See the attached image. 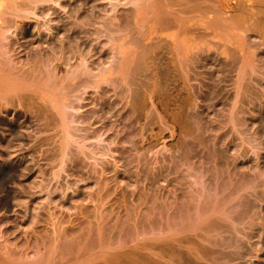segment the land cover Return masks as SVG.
I'll use <instances>...</instances> for the list:
<instances>
[{"label": "bare ground", "instance_id": "1", "mask_svg": "<svg viewBox=\"0 0 264 264\" xmlns=\"http://www.w3.org/2000/svg\"><path fill=\"white\" fill-rule=\"evenodd\" d=\"M46 1H48L47 5L44 4L46 7L49 6V2L52 3V5L58 3H55V0H0V124L6 126L8 132V135L4 138L2 137L3 139L0 140V193H3L0 199V206L5 209L10 208L11 204L21 207L24 206L22 214L16 213L17 219H24V217H27V223L31 224V226L33 225V227H31L32 229H38V224L47 222V224H50L48 226H51L53 231L52 234H49L47 231L43 233L45 240H43L41 246L36 244L37 254L34 259H23L25 258L23 256L24 254L28 255V253L31 252V249H29L30 246H26L25 249L21 250V253H17L18 255L16 253H11L2 260L0 259V264H124L127 262H129L127 264H162L158 259L164 256L169 259H177L176 264H207L203 261L210 259L208 264H241L244 262V258L246 260V256L248 257L249 255V251H247L248 248L246 249V247L249 246L245 247L246 242L244 244V241L242 242L241 239V241L239 239H233L231 233H229V235L233 240L226 239L227 241H225V239H223L222 241L218 236L221 235V233H219L217 236L220 239L217 236L215 237L209 234L207 236L208 240L206 238L207 241L205 240L204 242V237L206 236L204 232L206 233L209 229H214L216 232L210 231L217 234V230L223 229L224 223L227 222L225 221L223 223L222 221L224 220L221 221L219 219V221L216 219L219 213L216 214V217L212 212H216L217 210L212 211L211 209L210 215L207 213L210 207L214 208L215 206L214 203L213 206L211 205L214 196L211 198L212 201H209L211 205L209 208L208 204L203 200L206 206L202 203L204 207H199L200 210L202 207V211H197L196 220H193L194 222L190 221L192 219H189V223L186 224L185 222V225L183 223L181 227L177 226L179 228L173 227L172 230L168 228V230H170L167 231V234H160V231L156 232V234L152 231L153 233L151 232L152 235L149 237L144 239L140 238V240L136 241L132 246L128 245L129 247H127L126 243H122V241H120L121 243L117 241V246H115L114 243L122 232L126 236H129L130 232H137V238L139 239L136 228H134V230L129 226L130 210H126L124 218L120 215L121 213H118L115 220L113 219L114 222L111 224L112 226H110L109 223V225H106L105 222L103 223V218H101L102 215L100 213L106 209L100 210V207L104 204L103 200H106L110 196L107 191L109 190L108 187L105 189L101 187L100 184L96 187V192H87L88 202H94L92 209H90L87 204L83 203L82 199L84 197L82 198V196H80L81 191L77 188V183L91 178L92 175L97 178V171H95L97 167L91 169V172L94 170L93 173L95 175L92 174L90 176L87 173V175L84 176L83 173L80 172L78 178L75 179L76 182H71L65 187H58L56 185L55 187H49V185L52 181L53 183L58 182V178H60L59 172L60 170H64V168H61V166H64V163L67 164V162H69L70 166L75 167L79 156L82 155L85 159L92 158L91 156L93 153L91 152H94V149L92 150L93 147H89L91 144H88L89 146L85 148V151L84 146L80 142L78 145L76 144L77 140H74V132L72 133L71 129L73 127V122L75 123V118L77 120L79 119L78 121L82 122V124L84 122H86L85 124H90V117L93 113L91 109L92 113L87 111L86 113H81L79 115L80 117L75 115L77 114L75 113L76 111L78 112L79 109H83V104L80 102L84 97H82L81 93H86L87 89L89 90L90 88L95 91V94H100H98L101 102L99 109H105V97L107 96L106 94L110 93H107L108 86L106 87V85H113L110 89L113 88V92L116 96L119 95V99H129L128 101L131 105L130 108L133 110L132 112H135V114L137 113V121L142 118V115H140L141 112L145 109H149V106H151L149 101L154 100L161 109H176V117H174L175 120H177L176 122H178V124L181 122L182 126L186 128V124L188 125L190 118L188 116V110L199 109L196 107L197 102L200 103L205 99L210 100L212 103L208 102L209 104H202V106L205 105L206 109H209L210 104L214 106L216 100L219 102L221 101V103L225 105V101L230 97V88H227L229 85L228 82L230 81L229 73L235 70L237 65L236 88L234 90V100L232 105L230 104V109H244V107L241 106L246 105V109H256L257 116L264 119V66H259L258 64L261 61L264 63V0H209L210 2L208 0H126L125 2L115 0V3L117 2L116 5L129 4L130 6L127 15V12L122 14V16L119 15V22L113 16L115 21L119 23V26H117L118 24L116 25L117 30H115V24L112 25L110 22L113 21L112 19L108 21L106 20L108 17H102L100 21H102L101 27L103 28L95 30L96 32L94 33L96 35H93L95 38L92 39L93 37H90L92 36V32L87 33L86 31V29L91 27L90 19L84 16L82 22L77 25L75 24L77 21L75 22L74 20V23H69L67 22L68 20L66 21L67 23L64 21L65 26H63V28L65 32L71 31L70 34H67L66 38V33L63 34V32L60 31V23L58 21L55 25L51 26L49 25L51 20L47 21L48 19H44L47 23L45 21L42 22L46 25L42 26L41 23L40 27H43V29L45 28L44 32L46 30V33L44 35L41 34L38 27L37 37H29L30 39L24 41V44L20 43L18 40L19 36L23 38L30 34L25 27L26 21L31 18V15L38 19L36 15L39 11V3L41 4ZM116 5H112V9H114ZM41 8L44 9L43 7ZM42 9L40 10L42 11ZM48 12L49 11H47V14H49ZM46 15L42 14L41 17ZM32 19L34 18L28 21ZM131 19L132 22L134 21V26L137 27L138 35L132 39L126 40V37L129 35L128 29H132V26H130ZM51 23H53V21ZM198 26L204 30H210L211 38H214V40L216 38L219 41H223L220 46L217 45V49H220V51H218L219 56L222 54L223 57L221 56V76H217L218 78L213 77L214 79L210 80L205 75L211 82L207 80V83H200L201 85H199L198 92H194L193 89L191 90V86L187 84L188 80H186L184 72L182 73V69L183 67L188 68L190 66V70H198L201 67H207L205 66L207 55L204 56L203 52L205 53L210 48L213 49V46L208 44L206 39L203 40L205 37L200 36L201 39H194L195 37L193 36L192 30ZM76 27L80 28L79 35H75L74 29ZM33 28L35 29V27ZM113 28L115 31H113ZM119 32L120 34L122 33V36H119ZM252 34H255L256 38V35H258L259 40L260 37L263 39L260 40V42H258L259 40H252V37H254ZM59 35L60 38L58 37ZM155 36L158 38L153 40ZM65 39H67L68 48L66 47L67 44L65 43ZM73 41L79 45L82 44L83 50H86L84 53H78V55L74 54V56H76H73L75 59L72 61H75L76 64L70 62L69 60L71 59L68 57L69 51L70 53L73 51L72 54L74 53V48L72 49ZM96 43L98 46H96ZM204 43H206V45ZM114 44H116V47ZM58 45L60 46V49L58 48L60 53L57 55L56 48ZM112 45L115 48H111ZM201 45L204 47H201ZM108 49L110 50L108 51ZM65 50L69 51L66 52ZM22 51H25L28 56L27 61L24 59L26 62L21 60V58L19 59L18 55L16 56V54L22 53ZM193 51L198 52L195 53V57H192ZM97 52L99 54L98 57H101L102 60L100 61V66H95L96 70L94 71V62L91 57ZM104 56L110 58L107 60L108 64H105L106 61L104 60ZM212 58L216 59V57ZM68 63L69 65L66 66L65 64ZM263 63L262 65H264ZM63 65L68 67V69ZM113 75L114 77L116 76L115 80ZM256 86L262 88L261 90L263 92L260 88L259 90L255 89ZM78 90L81 91L79 94L80 97H77L78 94H76L79 92ZM223 98H225V100H223ZM211 99L213 100L211 101ZM83 103L86 104L88 101H84ZM73 109L74 111H72ZM10 112L13 113V120L10 119L8 121L6 117ZM235 115L236 113L234 116ZM230 118H232V116ZM153 121V119L148 120V124H152ZM231 121L234 123L235 120L231 119ZM185 128L183 129L185 135L187 133L190 134L191 131L186 132ZM48 131H50V133H48ZM85 131L83 137L80 133L81 139L79 141L83 140V144L87 143V141L89 142L91 136L95 134L92 130L89 131L85 129ZM260 131L264 134L263 128L260 129ZM128 139L127 137V140ZM73 142L75 144H73ZM52 143L55 144L51 146ZM74 146H76V149L73 148L75 151H72V147ZM136 148L135 146V149ZM147 149H149V147H147ZM22 150L36 152L38 162L39 160H52V167H54V165L56 166L57 162L58 165L60 164V167L58 166L57 169L52 168L49 174L50 176L45 178L46 169H42L41 166H38L41 168H38L36 176L34 175V177L30 179L29 177L31 174L29 177H26V174L28 175L32 169L29 166L31 157L27 158ZM87 150L89 152H87ZM19 151H22V153H18ZM18 154H20L19 157ZM56 160L58 161L55 162ZM66 160L68 161L66 162ZM134 160L135 159H128L127 161H122L121 166L123 168L125 167L124 170H126L129 168L128 165H131ZM13 161H16V163L19 162V164L15 166L12 163ZM54 162L56 164H54ZM138 162L141 165L144 164V166L146 164L144 163L145 161L141 163L139 160ZM104 173V169L101 168V175L104 176ZM138 173H141V175L146 174V176L149 174V172L147 174V172L141 169ZM16 179H19V184L18 186L14 185L18 187V190L10 191L8 185L9 183H14ZM73 184H76V188H73ZM70 188H73L72 191H70L71 194L66 196ZM64 189L67 191H64ZM58 191H61V195L58 199L52 200L51 196ZM41 193L46 195V197L41 196L39 198H34L35 194L39 195ZM131 193H133L134 196L137 194L136 192ZM145 198L143 199L146 201ZM124 199L125 198H123V201ZM140 201H142V199ZM140 201V204L144 202ZM67 202L70 203L69 206L71 205L76 209L74 211L76 217L70 218V214L68 213L67 216L63 215L62 212L64 210L68 212V209H70L66 204ZM52 203H54L53 208L56 209L59 207V209H61L62 212L60 215H57L56 212L52 210V207L49 206ZM139 203L137 202V205ZM217 203H219V200ZM135 205L136 204H134V207ZM216 207L217 206H215L214 209H216ZM206 208H208L207 211ZM111 209L110 211L112 212L113 210ZM141 212L140 210L138 222L141 223L142 230H145V221L142 220L144 216L141 217ZM181 212H183V210ZM98 213H100V215ZM211 215L214 216L213 218L216 217V220L213 219ZM78 216H81L83 220L79 221ZM223 217L225 216L223 215ZM149 219L150 220L147 219L148 221L146 220L150 224L149 228L150 226L154 228L156 226L154 219H151V217H149ZM250 222L249 224H251ZM260 222L258 223L260 224ZM263 222L264 219L261 225H263ZM42 225L44 226V224ZM232 226H234V223ZM232 226L230 228H233ZM247 226L249 227V225ZM259 227L262 228V226ZM130 229H133V231H130ZM233 230L236 231L235 228H233ZM248 230L250 231H246V233L248 237L252 239V233H254L253 230H255V227L251 224ZM38 231L40 230L38 229ZM197 233L198 235L200 233L202 234V237H199L198 241L203 238L204 243H202V240L201 242H196V240L193 239L197 236ZM262 233H264V231ZM262 233L261 235H263ZM192 234H196L195 237L192 238L193 240L191 239ZM234 234L237 233L235 232ZM135 235L131 238L134 239L136 237ZM222 235L224 236V234ZM209 236H212V238H209ZM250 239H244L248 241L246 245L251 241ZM184 243L189 244V246H185L188 251H183L181 249ZM262 243L264 245V242ZM113 244L114 246H112ZM41 248H44V250L42 249L41 251ZM258 255H256V258L254 256L257 261L253 264H264V252L262 255L260 254L261 256ZM155 257H158V259Z\"/></svg>", "mask_w": 264, "mask_h": 264}, {"label": "rangeland", "instance_id": "2", "mask_svg": "<svg viewBox=\"0 0 264 264\" xmlns=\"http://www.w3.org/2000/svg\"><path fill=\"white\" fill-rule=\"evenodd\" d=\"M113 1H114V3H113ZM121 1L125 2L126 0H121ZM210 1H212V0H210ZM47 2L48 1H46L44 3L42 2L41 4L39 3V5H40V7L38 6L39 7V11H38L39 15H38V13L36 15V16H38V19H36L37 17L31 15V18H34V19H32L31 21H28L31 19L30 18L26 21L25 27L30 32V34L27 37H23L24 39L19 36L18 40L20 41V43L24 44V41H27V39L37 37L38 36L37 32L39 29H40L39 32L44 35L46 33V30L44 32L45 28L43 29V27H40V26H41V23L47 19H48L47 21H50V20H51V22L53 21V23H51V22L49 23V25H51V26L55 25V23H57V21H58L60 23V24L58 23L60 25V31L63 32V34L66 33L65 37L67 38V34L68 33L70 34L71 31L65 32V30L63 28V26H65V22L67 20H68L67 22H69V23H74V21L75 22L77 21V23H75L77 25V24L82 22L84 16L87 17L88 19H90V26L92 28L90 27L91 29L90 28L86 29V31H87V33L92 32L91 33L92 36H90L92 38L93 35H96L94 33V32H96L95 30L103 28V27H101L102 21H100V20H102L101 19L102 17L103 18L108 17V18H106V20H108V21H110L112 19L113 21H110V22L112 25L115 24V28H116L115 30H117V26H119V23H118L119 22L118 19H120L119 17L122 16V14L126 13L128 10H130L129 4H125V5L118 4V5H116L117 2L115 3V0H111V1L110 0H71V1L70 0H55V3L58 2L57 4L52 5V3L49 2L50 3V4L48 3L49 6L46 7L45 5H47ZM112 5H116V7L114 9H112V7H113ZM59 6H61V7H59ZM41 7H43L44 9H42ZM61 8H64V9H61ZM40 9H42V11ZM47 11H49L48 12L49 14H47ZM45 12L47 15L45 14ZM42 14L46 15V16L41 17ZM66 14L68 15V17ZM127 14H128V12L126 13V15ZM104 15H105V17H104ZM39 16H40V18H39ZM69 16H70V18H69ZM113 16H114V18H116V20L118 22L115 21ZM47 21H45V22L47 23ZM43 25H46V24L42 23V26ZM130 26H132V29H128L129 35L126 37V40L127 39L129 40L130 38L132 39L138 35L137 27L134 26V21L132 22V19L130 21ZM33 27H35V29H37V30H35ZM38 27H39V29H38ZM76 28L74 29L75 35L76 34L79 35L80 28H77V29ZM196 28H193V30H192L193 36L195 37L194 39H196V40H198L197 38L201 39L200 36L205 37L203 40L206 39L208 44L213 46L214 50L212 48H210L211 50L209 49L205 53L203 52L204 56L207 55L206 64H205V66H207V67H201L198 70L197 69L190 70V67H191L190 66L188 68L183 67V69H182V73L184 72L185 78H186V80H188V83L187 82L186 83L191 86L190 88H191V90L193 89L194 92H196V91L198 92L199 87H200L199 85H201L202 83H207L208 81L214 79L213 77L218 78L219 75L221 76L222 57H223L222 54H220V56H219L218 51H220V49H217V45L220 46V44H222L223 41H219L216 38H215V40H214V38H211L210 30L209 31L204 30L200 26H198ZM199 28H200V30H199ZM115 30L113 28V31H115ZM87 33H85V34H87ZM121 34L119 32V36ZM60 35L58 36L59 38H60ZM252 35L255 37V34H252ZM256 36H257V38L252 37V40L255 39L256 41H258L259 40L258 35H256ZM94 38H95V36L92 39H94ZM157 38L155 36V38L153 40H155ZM262 39L263 38L260 37V40H262ZM260 40L258 42H260ZM101 42H103V41H101ZM65 43L67 44L66 47L68 48L67 39H65ZM206 43H204V44L206 45ZM71 44H72V42H71ZM77 44L78 43H75V41H73V44H72V46H73L72 49L74 48L73 54H72V52H73L72 50H71L72 51L71 53L69 50H65L66 52L69 51L68 53L70 55L72 54L71 56L68 54V57L71 59L69 61L72 63L74 62V64H76L75 61H72L75 59L74 57L76 55H78V53H82V52L84 53V51L86 52V50H83V47L81 46L82 44H80V45L79 44L77 45ZM96 46H98V44ZM114 46L116 47V44H114ZM202 46L203 45H201V47ZM115 47H113V45L111 46V48H115ZM58 48L60 49L59 45L56 48V52H57L56 54L57 55H58V53H60V50ZM19 49H21V48H19ZM57 49L59 50V52ZM109 50L110 49H108V51ZM195 51L192 52L194 55L191 53L192 57H195V55H196L195 53H198ZM207 52H208V54H207ZM65 54H67V53H65ZM74 54H76V55L74 56ZM17 55L19 56V59L21 58V60L25 59L27 61L28 56H27L25 51H22V53H20V54L19 53L16 54V56ZM208 55H209V57H208ZM65 56H67V55H65ZM98 56H99V54L97 52L96 54H94L91 57L93 59V62H94V67H93L94 71L96 70L95 66L96 65L100 66V61L102 60V58L98 57ZM212 57H216V59L218 57L217 61H216V59H214ZM219 58H220V61H219ZM109 59H110L109 57H105L104 60L106 62L105 61H103V62H105V64H108L107 60H109ZM25 60H24V62H26ZM76 62H77V60H76ZM261 62L258 63L259 66H264V65H262L263 62L262 63ZM69 63L65 64V65L66 66L69 65ZM65 65H63V66L66 67ZM66 68L68 69V67H66ZM214 68H216V69H214ZM188 69H189V72H188ZM219 70H220V72H219ZM198 71H200V72H198ZM236 71H237V65H236L235 70H233L232 72L229 73L230 74V76H229L230 81L228 82L229 85L227 88L228 89L230 88L229 89L230 97L228 100L225 101V105L222 104L221 101L220 102L217 100L215 101V99H214V101L216 102L214 104V106H212L210 104L209 109H206L205 105L202 106V104L203 103L206 104L208 102L212 103V102H210V100L205 99L204 101L202 100L200 103L197 102L196 107H198L199 109H189L188 110V114H189L188 116L190 117V118L188 117L189 118L188 125L189 124L190 125L188 127V125L186 124V128L188 127L187 129L182 126L181 122L179 124H178V122H176L177 120H175V118H174V117H176L175 116L176 109H161V107L159 105H157V103L154 100L149 101L150 105L152 107L149 106V109H145L143 112H141L140 115H142V118L139 121H137L136 120L137 113L135 114V112H132L133 110L130 108L131 105L128 101L129 99H122V100L119 99V95L117 94L118 96H116V94L112 90L113 88L110 89L111 86L113 87V85H106V87L108 86L107 93L108 92H110V93L106 94L107 96L105 97V101H106V103H105L106 106L104 105L105 109H99V106L101 105V102L99 100L100 94L99 93L95 94V91L92 90L91 88L89 90L87 89L86 93H84V94L81 93V94H82V97H84V99H82V101L83 100L85 102L88 101V103L84 104L83 103L84 101L83 102L81 101L80 103H82L84 106V107L82 106L83 109H79L78 112L76 111L75 113H77V114H75L74 112L73 113L75 115L79 116L81 113L83 114V112L84 113H86L87 111L91 112V110H92L93 113L91 112L92 116L90 117V124H85L86 122H84L82 124V122L78 121L79 119L77 120L75 118L77 116H75L74 117L75 123L73 122V125H72V123H71V125L74 128L78 127L79 129L75 128L76 129L75 130L73 127L71 129H72V133L74 132L73 133L74 134L73 135L74 140H77V142L75 141L76 144L78 145L80 142L84 146L85 151H86L85 148H88L87 146H89L91 144L89 147L90 148L93 147L92 150L94 149L95 153L93 151L91 152V153H93V155L91 154L92 158H90V159L89 158L85 159L82 155L79 156L78 157L79 160L77 159V164L75 167L70 166L69 165L70 163L67 162L68 160H66L67 164L64 163L63 164L64 166L63 167L61 166V168L62 169L64 168V170H60V172H59L60 178H58V182L53 183V181H52L50 183L49 187L50 186L55 187V185L58 187H61V186L65 187V186H67V184H69L71 182H74V181L76 182L75 179L78 178V175L80 174V172L83 173L84 176H86L87 173L91 176L92 174H94L93 173L94 170H92V172H91V169H93V167H94V169L97 167L95 169V171H97V178H95L96 176L94 177L92 175L93 177L91 176V178L84 180L85 182L79 181L77 183V185H78L77 188H79L81 191L80 196H82V198L84 197L82 199L83 203L87 204L88 207L90 209H92L94 206V202H88L89 199L87 197L88 196L87 192L88 193H92V192L94 193V191L96 192L97 191L96 187L99 186L100 184H101L100 186L104 187L105 189H107V187H108L109 190H107V191H108V194L110 196L108 195L109 197L106 200L105 199L103 200L104 204L102 207H100L101 209L99 208L100 210L106 209L105 211L100 212L102 215L101 218H103L102 219L103 223L105 222L106 225L110 224V226H112L111 224L114 222L118 213L119 214L121 213L120 215H122V217L124 218L126 215V213H125L126 210H130V216H129V221H128L129 226L132 227L133 229L136 228V230L138 231L139 239L137 238V234H136L137 232H135V233L130 232L129 236H126L123 232H122L123 235H122V233H120L118 238L116 237L118 240L116 239V241L114 243L115 246H117L116 245L118 243L117 241H119V242L122 241V243L125 242L127 247H129L130 245L132 246L136 241L140 240V238H142V239L147 238L150 235H152L153 232L156 233V232L160 231L159 232L160 234H162V233L167 234L168 233L167 231H169L170 229L172 230L173 227L174 228L177 226L181 227V224L183 225V223H184V225H185V222H186V224L189 223V219H192L190 221L194 222L196 220L195 218L197 216L196 213H197V211L200 210L199 207L200 206H202V207L206 206L204 202H206V204H208V208L211 205L213 206V203H214V205L217 206L216 209H214L215 206H214V208L210 207L209 208L210 212H209V209L206 208V211L208 209L207 213H209V215H210L211 209H212V211L217 210L216 212H212V213H214V216H216V217H217L216 214L219 213L218 214L219 218L218 217L217 218L215 217V218L217 220L220 219L221 221L224 220V221H222L223 223L225 221H227L228 223L225 222L223 229L217 230V234L212 233L214 231L216 232V230H214V229H209L208 231H206V233L204 232V234H206L205 237L203 236L205 238L204 242H205V240L209 234H211L212 236L214 235L216 237L219 233H221V235H218V236L222 239V241H223V239H225V241H227L228 239L233 238L236 240L241 239L242 242L244 241V244H245V242L247 244L248 241H246L244 239L248 240L251 238V237L250 238L248 237L246 231H248V232L250 231L248 229H249L250 225L252 224L253 227H255V230H253L254 233H252V239H250L251 241H249L248 245L245 244V247L249 246V247H246V249L248 248L247 251H249V255H248V257L246 256V260L244 258V262H242L241 264L256 263V261H257L255 259L257 257L256 255L259 254L258 256H261L262 253L264 252L263 251L264 245L262 243V242H264L263 241L264 240V233H262L264 231V226H263L264 222L262 223L263 225H261V222L264 219V200H262V199H264V195H263L264 194V137H263L264 134H262L260 131V129H262V128L264 129V119L257 116L258 114L256 112V109H246L247 108L246 105L241 106V107H244V109H237V110L236 109H233V110L230 109V107H231L230 104L232 105V102L234 100V93H235L234 90L236 88V85H235L236 84L235 80L237 77ZM197 72H198V74H197ZM187 73H188V75H187ZM199 73H201V74H199ZM210 73H211V75H210ZM263 73H264V71H263ZM205 75L210 80L207 77H205ZM113 78L115 80L116 76L114 77V75H113ZM104 87H105V85H104ZM259 88L260 87H258V86L255 87V89H257V90H259ZM261 89L262 88H260V90ZM80 92L81 91L76 93V94H78L77 97H80L79 96ZM212 100L213 99H211V101ZM223 100H225V98H223ZM223 108H225V109H223ZM75 110H78V109H75ZM231 110H232V112H231ZM72 111H74V109ZM11 113L12 112L7 114L8 116L6 117V119L8 121L10 119L13 120V113H12V117H11ZM235 113H236V115L234 116ZM132 114L134 115V117ZM253 114H255V115H253ZM231 116H232V118H230ZM236 118H237V121H236ZM150 119L154 120L152 122V124H148V120H150ZM231 119H234L236 121V122L234 121V123L236 125L231 121ZM238 123H239V125H238ZM240 123H242V124H240ZM1 125H2V127H1ZM182 127H183V129L185 128L186 132L191 131V133L190 134L187 133L188 135L187 134L185 135V132L182 129ZM85 129L89 130V131L92 130L95 134L92 135L93 137L91 136L92 139L90 138L89 142L87 141V143L83 144V140H81L82 142L79 140L81 139V136L83 137V133L86 132ZM181 129L183 130V132ZM50 131H48V133H50ZM2 133H3V135L5 133L6 134L3 136ZM80 133H81V136H80ZM6 135H8L7 127L4 126L3 124H0V140H2ZM95 135H96V137H95ZM76 136H78V137H76ZM127 137L129 138L128 140H127ZM239 137H241V138H239ZM148 143L150 144V146ZM200 143H201V145H200ZM54 144L52 143L51 146ZM73 144H75V143L73 142ZM76 146L72 147V151L74 150L73 148L76 149ZM135 146L137 147L136 149H135ZM141 146H143V147H141ZM147 147H149L150 150L147 149ZM108 149H109V151H108ZM22 151H23L24 155H26L27 158L31 157L30 158L31 161H29V163H30L29 166L32 169L28 175L26 174V177H29L31 174V176L29 177L30 179L32 177H34V175L36 176V173L38 172V168H41V167H42V169L43 168L46 169V177L45 178H48L50 176L49 174L52 171V168L57 169V167L60 165V164L58 165V162H57L58 160L55 161V162H57V165L56 166L54 165V167H52L53 166L52 160H39V162H38V159H37L38 157H37L36 152H33L31 150H22ZM22 151H19L18 153H22ZM87 152H89V151L87 150ZM68 155H70V154H68ZM19 156H20V154H18V157ZM127 158L129 160H132V159H135V160H134V162L131 163V165H128L129 168L124 170L125 167L123 168L121 166V163H122V161H125V160L127 161L128 160ZM85 160L86 161L88 160L89 163H88V161L86 162ZM139 160L141 163H143L145 161L144 162V163H146L145 166H144V164L141 165L138 162ZM55 162H54V164H56ZM12 163L15 166H17V164H19V162L16 163V161H13ZM50 163H52V164H50ZM81 163H83V164H81ZM89 164H90V166H89ZM85 165H86V167H85ZM38 166H41V167H38ZM101 168H103L105 171L104 176L101 175ZM140 169L147 172V174L149 172L148 176H146V174H144L145 175L144 176V175H141V173H138V171ZM154 175H156V176H154ZM159 175H160V177H159ZM145 177H146V180H145ZM147 177H148V179H147ZM16 182H17V184H16ZM14 184L18 186L19 179L18 180L16 179L14 181V183H9L8 189L10 191L11 190H14V191L18 190V187H16ZM194 184H196V185H194ZM104 185H106V186H104ZM73 188H76V184L73 186ZM73 188H70L71 190L69 189V191L64 189V191H67L66 196L71 194L70 191H72ZM131 192H136L137 193V194H135L136 196H134V194ZM60 193H61V191H58L54 195H52L51 196L52 200H56V198L58 199L59 196L61 195ZM36 194L34 195V198L35 197L39 198L41 196L46 197V195H43L42 193L39 195H36ZM258 194H259V196H258ZM2 195H3V193L1 192L0 193V199L2 198ZM145 196H146V198H145ZM123 198H125L124 201H123ZM143 198H145L146 201ZM211 198L213 199V201ZM141 199L144 202L140 201ZM147 199H148V201H147ZM217 199L219 200V203H217L218 202ZM203 200H204V202H203ZM107 201H108V203H107ZM139 201L142 202L141 203L142 205L139 203ZM209 201L210 202L212 201L211 205H210ZM69 202L66 203L68 206L71 203V202L70 203ZM137 202L139 203L138 205H137ZM198 203H200V204H198ZM202 203L204 204V206ZM126 204H127V206H126ZM134 204H136L135 207L137 209L134 207ZM49 206L52 207V210H54L57 215L61 214L62 211H61V209H59V207L56 209L53 208L54 203H52ZM138 206H140V207H138ZM110 207L111 208L114 207V208L111 209ZM202 207H201L200 212L202 211ZM69 208L71 210L68 209V212H66L64 210L62 212L63 215L67 216V213H68V214H70V218L76 217V214L74 213V211L76 209L73 208L71 205L69 206ZM184 208H188V209H184ZM195 208H197L198 210ZM218 208H219V212H218ZM23 209H24V206L21 207V206H17L14 204H11L10 208H8V209L2 208L0 206V259L1 260L5 256L10 255L11 253H16V254L21 253L22 252L21 250L25 249L26 246H28V247L30 246L29 249H31V252H29L28 255L24 254L23 256L25 258H23V259H34L36 257V254H37L36 244L41 246L43 243V240H45L43 233L45 231H47L49 234H52L53 229L51 226H48L50 224H47V222H43L41 224H38L37 228L40 230V231H38V229H32L31 227H33V225L31 226V224L27 223V217H24V219H21V218L17 219L16 213L22 214ZM110 209L113 211L111 212ZM133 209H134V211H133ZM140 210L142 211L141 212L142 214L140 213L141 217L144 216V218H142V220H144L146 222V223L144 222L145 227H146L145 230H142L141 223L138 222ZM182 210H183V212H181ZM106 211H108V212H106ZM105 212L107 215L105 214ZM133 212H134V214H133ZM243 212H245V213H243ZM100 213H98V214L100 215ZM223 215L225 217H223ZM145 216H146V218L148 216V218H147L148 220H150L149 217H151V219H154V222L156 223V226L154 225L155 226L154 228H151V226L149 228L150 224H149V222H147L148 220L145 218ZM214 216H212V218ZM236 216H238V217H236ZM108 217L110 218V221H109ZM232 217H234V218H232ZM178 218H179V220H178ZM215 218H213V219H215ZM2 219L3 220L5 219V220L3 221ZM228 219H229V221H228ZM78 220L80 221L83 219L81 218V216L80 217L78 216ZM75 221H77V220H75ZM231 221H234V222H231ZM249 222L251 224H249ZM258 222H260V224ZM169 223L172 227L169 225ZM231 223L232 224L234 223V226H232ZM254 223L258 226H256ZM19 224L22 226H20ZM42 224H44V226ZM41 225H42L43 229L41 228ZM166 225L167 226L169 225L170 227L169 226L167 227ZM230 225L233 228H235L236 231L233 230V228H230L231 227ZM247 225H249V227ZM259 226H262V228ZM179 227H177V228H179ZM168 228H170V229L168 230ZM225 228L229 229V230H226ZM133 229H130V231L131 230L133 231ZM221 230H225V231H221ZM218 231H220V232H218ZM225 232H226V234H225ZM232 232H234V233L236 232L237 234H234ZM198 233H197L198 237L196 236L197 239L195 237L196 234H192L191 239L193 237H195L193 239H195L197 242L199 240L198 238L202 237V234H201L202 232L199 235H198ZM229 233H231L232 238L229 235ZM261 233L263 235H261ZM222 234H224V236ZM238 234H239V236H238ZM134 235L136 236L134 238L135 240L132 239L133 238L132 236H134ZM212 236H209V238L210 237L212 238ZM240 236H241V238H240ZM223 237H225V238H223ZM201 240H202V243H204L203 238H201L200 241H198V242H201ZM207 240H208V238H207ZM114 244L112 246H114ZM183 245L184 246L181 249L183 251H186V250L188 251L187 247H185V246H189V244L184 243ZM250 246H251V248H250ZM261 246H262V248H261ZM253 248H256V249H253ZM42 249L44 250V248H41V251H42ZM229 249H231V248H229ZM251 249H252V251H251ZM255 250H257V251H255ZM250 251H251V254H250ZM255 252L258 254H256ZM254 256H255V258H254ZM155 258L158 259V257H155ZM158 260L162 264H176V261H177V259H175V258L169 259L166 256L161 257ZM210 260H204L203 262L208 264L210 262ZM127 263H129V262H127ZM127 263H124V264H127ZM134 264H136V263H134ZM260 264H262V263H260Z\"/></svg>", "mask_w": 264, "mask_h": 264}]
</instances>
